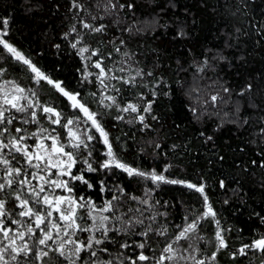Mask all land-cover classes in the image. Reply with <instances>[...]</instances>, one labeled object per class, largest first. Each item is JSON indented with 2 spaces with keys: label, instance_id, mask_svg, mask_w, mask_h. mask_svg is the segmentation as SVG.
<instances>
[{
  "label": "trees",
  "instance_id": "trees-1",
  "mask_svg": "<svg viewBox=\"0 0 264 264\" xmlns=\"http://www.w3.org/2000/svg\"><path fill=\"white\" fill-rule=\"evenodd\" d=\"M77 2L82 9H73L72 0H0V19L8 20L7 35L1 33L0 39L66 91L79 94L77 99L96 114L121 162L185 183L155 186L150 179L129 177L120 169H100L98 157L104 145L96 139L88 159L98 171L83 173L93 187L71 182L72 195L96 205L114 202L116 196L123 209H139L133 212L135 219L144 221L143 229L152 228L143 249L148 256L159 258L167 243L194 221L197 229L190 236L203 237L196 241L197 259L206 264H264L258 251L246 250L247 255L232 258L241 246L264 237V0H113L116 10L107 12L108 0ZM82 20L103 24L104 31L85 29ZM77 41L78 46L96 50V58L112 69L117 79H111L109 95L121 108L136 105L137 118L117 119L121 111L105 107L108 102L100 104L97 84L83 79V60L78 46L72 47ZM0 69L2 81L35 91L32 99L55 108L65 121L77 117L66 97L46 81L36 83L35 74L2 45ZM212 96L217 97L214 102ZM149 104L150 111L144 112ZM37 113L41 116L38 109ZM139 115L144 116L143 123ZM41 124L56 128L62 137L63 128L53 127L42 116ZM21 126L14 121L9 127ZM23 127L37 130L35 124ZM81 167L86 165L78 163L73 173L79 175ZM187 183L204 185L215 219L203 216L207 211L203 196ZM8 207L12 210V202ZM78 215L84 218L78 222L87 227L85 211L78 210ZM216 220L228 247L213 262ZM108 236L112 242L99 246L109 249V253L98 252L101 260L118 252L135 258L141 251L136 245L145 240L123 232ZM125 241L131 247L119 248Z\"/></svg>",
  "mask_w": 264,
  "mask_h": 264
},
{
  "label": "snow or ice",
  "instance_id": "snow-or-ice-1",
  "mask_svg": "<svg viewBox=\"0 0 264 264\" xmlns=\"http://www.w3.org/2000/svg\"><path fill=\"white\" fill-rule=\"evenodd\" d=\"M71 7L80 10L83 6L80 5L77 0H72ZM119 7L122 9L124 5H119ZM129 7H131V5H129ZM116 8L117 4L113 3V0H108L105 11L107 12L109 9L115 11ZM100 18L102 19V17ZM92 19L95 20L97 17H92ZM81 24L83 28L97 33L103 32L105 28L103 24L94 26L83 20ZM0 25H2L0 33L7 35L4 29L8 26V20L0 19ZM71 31H76L75 25H73ZM78 43H80V41L73 43L72 47L76 48ZM0 45H2L12 57L22 62L35 74L36 83L46 81L48 85H51L71 101V107L83 113L84 116L87 117V120L91 121V127L99 133V137H96L90 134L91 129H87L80 135L71 127L79 122V116L75 119H66L65 121L62 118L61 112L51 106L41 105L38 99H32V97H36L37 95L35 91L26 90L12 81H6L5 84L0 85V93H2V99H0V165L3 166V175L0 176V264H37V262L38 264H53V261H56L57 264H114V261H118V264H125V261H129V264L150 261H154L155 264H164L165 261L171 262V264H179V261L189 259L194 261V264H206L204 259H197L193 254L198 251L196 241L202 240L203 237H196V241L188 243L187 247L179 245L181 240H191L190 234L195 233L197 229V223L194 221L183 228L172 242L167 243L162 249L159 258H156L155 256L146 255L143 251L148 243L147 238L149 237V233L152 232L151 225L147 226L144 231L139 233L129 232V229L134 228L136 225H142L144 223L143 220H123L121 217H115L121 226L109 227L107 222H109L111 218L99 213L109 212L112 208L111 201H108L103 208H97L94 202L85 200L84 197L77 198L72 195L51 194L53 188L63 189L69 194L73 193L74 188L70 186V184L74 181L83 183L88 188L93 187L83 173H94L98 171V168L93 167V164L88 159V157L92 155V152L88 149L90 143L94 139H102V143L107 147L105 155L108 159L99 164L98 167L100 169H120L127 173L129 177L135 175L150 178L153 183L165 182L171 184H184L185 182L166 180L163 175H158L155 172L147 174L121 162L113 151L108 133L97 120L96 114L89 111V109L77 99L78 93L73 94L66 91L60 82L53 81L46 76L7 41L0 39ZM117 51H119V49H117ZM80 52H89V49L87 47H82L80 48ZM96 55H98V52L92 50L90 56ZM93 66L100 70L97 79L100 80L104 88H107L108 85L104 82V76L107 74L101 62L96 61ZM2 71L3 70L0 69V72ZM120 71H123V69H120ZM89 75H91V73H89ZM137 75H141V73H137ZM148 75H151V73ZM85 79H87V77H85ZM112 79H117V77L113 76ZM123 82L129 84L132 83V80H124ZM9 84L11 85V89L7 88ZM26 91H29L30 95H25ZM116 91H118V89H116ZM225 91H227V89H225ZM104 99L111 102L108 105H104L105 107L115 106L117 111L124 113L140 112V109L131 103L121 108L117 104L114 96L108 95L105 96ZM216 99V96L211 97L213 102ZM21 101L25 102L22 103ZM100 104H104L103 99L100 100ZM37 109L41 116L47 119L50 124L58 125L60 128L67 130V144L61 143L60 134L57 132L56 128H45L41 124V116H38ZM150 109L151 104L147 105L143 111L149 112ZM16 113L21 115L18 117ZM117 119L122 120L124 117L118 116ZM138 119L141 123L144 122L143 115H139ZM14 121H17L22 126L11 129L9 126L13 125ZM28 124L37 125V130L29 132L27 128L23 127V125ZM145 127H147V125H145ZM29 139L34 140V145H29L27 143ZM45 141H50L51 143L46 144ZM29 148L33 150L29 151ZM5 150H7V152ZM82 151L86 152V156L83 158L81 157ZM9 156L11 159L8 158ZM18 157L23 158L26 167H16L13 165V160L18 164L20 163ZM78 163L86 165V168L81 167L77 169V172L80 173L79 175L74 174L72 171ZM53 168L57 169L55 173L57 178L55 179L52 178L53 173L51 170ZM28 169H32V171L29 172ZM59 177H67V179H60ZM33 180L36 181L35 184L32 183ZM100 183L103 190V181ZM186 186L189 189H194L203 196V200L207 207V211L203 213V216L205 218L211 217L215 219L216 213L213 211L211 205L208 204V197L204 194V185L201 184L198 186L187 183ZM221 186H223V183H221ZM112 199L116 200L118 197L113 196ZM133 199H135V197H133ZM9 202H12V210H9ZM17 209L19 210L17 211ZM78 209H88L87 219L92 221L90 226L83 227L81 223L78 222L84 219L78 215ZM54 213L57 214L56 217L53 216ZM94 213H98V215H94ZM215 222L218 227L215 233L218 244L216 251L213 252L210 257V260L213 262L217 259V253L228 247L221 234L222 230L219 229V221L216 220ZM10 225H17V227L12 228ZM77 232H88L90 234L86 240L72 239L71 237H74ZM96 232H100L101 237L98 238L95 235ZM109 232H116L117 234L123 232L128 235L145 237L143 242L136 245L141 251L135 258L126 257L124 253L118 252L115 257L108 260H101L98 256V252L109 253L107 247H99L105 244L106 241L109 243L112 242L108 236ZM163 234V232L157 233V235ZM65 237H68V239H65ZM29 240H34V242L30 244ZM118 246L124 249L131 247L127 241L119 243ZM181 248L183 251H181ZM189 249H191V252H189ZM246 250L264 253V237L255 239L250 244L241 246L236 253L232 254V258L235 259L237 254L240 256L247 255ZM50 253L54 255H50ZM81 253H87L89 259L85 260ZM183 253H188V255H184Z\"/></svg>",
  "mask_w": 264,
  "mask_h": 264
},
{
  "label": "rangeland",
  "instance_id": "rangeland-1",
  "mask_svg": "<svg viewBox=\"0 0 264 264\" xmlns=\"http://www.w3.org/2000/svg\"><path fill=\"white\" fill-rule=\"evenodd\" d=\"M0 35H1V33H0ZM77 46H78V44H77ZM82 47H86V46H78V47H77V51H78V53H79V55H80V57L82 58L83 63H84V74H83V79H85V77H87V79H85V80H90V81L93 80V81L97 84V88H98V90H99V92H100V94H101V99H103L104 102H108V104H110L111 102L108 101L107 99H104V97H105V96H108L110 90L112 89V81H111V79H112V77L114 76L113 71H112V69H110V68H108V69L105 68L104 65H103V63H102V61H100L99 59H97L96 56H90V53H91L90 50H89V52L81 53V52H80V48H82ZM89 57H90V58H89ZM96 61H100V62H101V65H102V67L104 68L105 73L107 74L106 76H104V82H105V84L108 85L107 88H104V87L101 85L100 80L97 79V76L99 75L100 70L97 69V68H95V67L93 66L94 62H96ZM89 73H91V75H89ZM3 84H5V82L2 81V80L0 79V85H3ZM7 88H8V89H11V85H10V84L7 85ZM25 95H30V92H29V91H26V92H25ZM0 99H2V93H0ZM21 102L24 103L25 101H21ZM70 102H71V101H70ZM104 104H105V103H104ZM126 106H127V105H126ZM76 110H77V113H78L77 116L80 117V120H79L78 123H76V124H74V125L71 126V127L73 128V130H74V131H77L78 134L82 135V134L84 133L85 130H87V129H91L90 134H92V135L95 134L96 136L99 137V133H97V132L95 131V129L91 127V121H88V120H87V117L84 116L83 113L79 112L78 109H76ZM121 114H122L121 116H123L125 119L129 120V119L131 118V120H132V118H137V114H138V113H132V112L124 113V112H121ZM16 115L19 117L21 114L16 113ZM73 119H75V117H74ZM138 120H139V119H138ZM46 121L49 122L47 119H46ZM51 125H52V124H51ZM56 126H58V125H53V127H56ZM58 133H59V132H58ZM62 134H63V135H62V137H60V139H61V140H62V138H64V139H63V141H62L61 143L67 144V142H68L67 130H66V129H63V133H62ZM94 140H96V139H94ZM100 140H101V141H100V144H101V143H102V139H100ZM93 142H98V141H92L91 143H93ZM27 143H28L29 145H34V140L29 139V140L27 141ZM45 143H46V144H50L51 142H50V141H45ZM91 143H90V144H91ZM102 144H103V143H102ZM103 145H104V144H103ZM32 150H33L32 148H29V151H32ZM5 151L7 152V150H5ZM106 151H107V147L104 145L103 153H101V155L98 157V159H99V160H98V161H99V162H98V165H99L100 163H102L104 160L108 159V157L105 155ZM17 155H18V154H17ZM8 158L11 159L10 156H9ZM18 158L20 159V163L18 164L15 160H13V161H12L13 165L15 166V164H16L18 167H21V166L26 167V164L24 163L23 158H22V157H18ZM2 169H3V166L0 165V176L3 175V171H2ZM28 170H29V172L32 171V169H28ZM105 170H108V169H105ZM51 171H52V173H53L52 178H53V179L57 178V177L55 176V173H56L57 169L53 168ZM72 171H73V170H72ZM59 178H60V179H67V177H59ZM146 179H150V178H146ZM150 181H151V179H150ZM74 182H75V181H74ZM32 183L35 184L36 181L33 180ZM152 184H154L155 186H157V185H158V182H156V183H153V182H152ZM51 194H52V195H65V196H67V195H72V193L69 194V193H67V192H66L65 190H63V189H55V188H53V189L51 190ZM72 196H73V195H72ZM95 205H96V204H95ZM105 205H106V203L103 204V205H96V207H97V208H103ZM18 210H19V209H18ZM78 210H80V209H78ZM82 210L85 211V218H86V221H87V224H88L87 227H88V226H90V225L92 224V221H91L90 219H87V211H88V209H82ZM131 210H133V211H131ZM131 210L123 209V207H122V203H121V200L116 199V200H114V202H112V208H111V210H110L109 212L99 213V214L107 215V216H109V217L111 218V220H110L109 222H107L109 227H120L121 225H120V223L115 219V217H121L123 220H129V219H133V220H135V217H137V216H136L133 212H134L135 210L137 211V210H139V209H137V208H133V209H131ZM147 210H148V209H147ZM94 215H98V213H94ZM53 216L56 217L57 214L54 213ZM138 219H139V218H138ZM144 219H145V218H144ZM57 222H59V221H57ZM10 226H11L12 228H16V227H17V225H10ZM147 226H149V225H146L145 228L143 229V224H142V225H136L134 228L129 229V232H136V233H139L138 230L144 231V230L146 229ZM121 233H122V232H121ZM89 234H90V233H88V232H77L76 235H75L74 237H71V238H72V239H79V240H86L87 237L89 236ZM95 235H96L98 238L101 237V233H100V232H96ZM26 239H27V237H26ZM65 239H68V237H65ZM193 241H196V237L191 236V240H181V241L179 242V245H180V246H183V247H187L188 243H191V242H193ZM18 242H19V241H18ZM33 242H34V240H29V243H30V244L33 243ZM49 243H51V242H49ZM181 251H183L182 248H181ZM189 252H191V251H189ZM81 254H82V253H81ZM83 254L85 255V257H84L85 260L89 259L87 253H83ZM83 254H82V255H83ZM183 254H184V255H188V253H183ZM262 254H263V262H264V253H262ZM92 259H93V258H92ZM126 262H128V261H126ZM191 262H192V260L189 259V260H185V261H179V264H193V263H191ZM170 263H171V262H170ZM125 264H128V263H125Z\"/></svg>",
  "mask_w": 264,
  "mask_h": 264
}]
</instances>
